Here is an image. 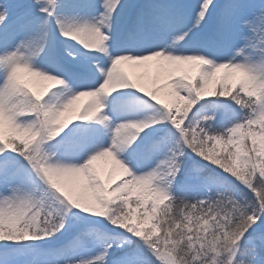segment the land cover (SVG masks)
<instances>
[{
	"label": "snow or ice",
	"instance_id": "6c2138e0",
	"mask_svg": "<svg viewBox=\"0 0 264 264\" xmlns=\"http://www.w3.org/2000/svg\"><path fill=\"white\" fill-rule=\"evenodd\" d=\"M0 264H264V0H0Z\"/></svg>",
	"mask_w": 264,
	"mask_h": 264
},
{
	"label": "bare ground",
	"instance_id": "6f19581e",
	"mask_svg": "<svg viewBox=\"0 0 264 264\" xmlns=\"http://www.w3.org/2000/svg\"><path fill=\"white\" fill-rule=\"evenodd\" d=\"M125 70L128 71V72H129L131 75H133L134 77L139 76V73L142 71V69L137 68V67L133 66V65L130 64V63H126V64H125ZM84 99H86V98H84ZM98 165H99L102 169H104L105 174L107 175V171H108V169H107V167L105 166L104 162H103V161H100V162H98Z\"/></svg>",
	"mask_w": 264,
	"mask_h": 264
}]
</instances>
